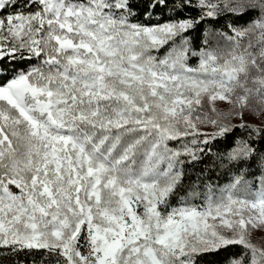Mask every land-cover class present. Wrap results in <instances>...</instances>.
Wrapping results in <instances>:
<instances>
[{
    "label": "snow or ice",
    "instance_id": "6c2138e0",
    "mask_svg": "<svg viewBox=\"0 0 264 264\" xmlns=\"http://www.w3.org/2000/svg\"><path fill=\"white\" fill-rule=\"evenodd\" d=\"M140 7L0 0V255L264 264V0ZM237 130L215 155L229 183L185 187Z\"/></svg>",
    "mask_w": 264,
    "mask_h": 264
},
{
    "label": "trees",
    "instance_id": "16d2710c",
    "mask_svg": "<svg viewBox=\"0 0 264 264\" xmlns=\"http://www.w3.org/2000/svg\"><path fill=\"white\" fill-rule=\"evenodd\" d=\"M140 3H141V7L139 8V12H140L139 18L143 20V6L146 4V0H140ZM159 13H160V10L157 9V14L153 17L152 22H155L156 19L159 18ZM169 15H171V13H169ZM167 18L168 16H164V19H167ZM248 19L249 17H244L243 19L239 21V23L244 24ZM144 22L147 23V21H144ZM224 23L225 21L221 20L218 22L217 26L222 25ZM195 35H199V33H196ZM191 63L196 64L197 60L193 59ZM257 121H258L257 123H254V122H251V123L259 124L260 120H257ZM235 123H238V122H235ZM240 135H242V133L239 130H237L233 134L232 137H229L228 141L217 140L212 145L211 158L205 159L202 163L195 165L194 166L195 170H193V167H186L185 171L188 175L184 181L185 187L189 186L193 182V180H196V178H199V177H211V182L221 187L227 185L232 175L234 174L235 170L234 169L230 170L225 167L217 166L215 155L218 151L223 152L226 149V147L230 146V141L234 137L240 136ZM178 144H179L178 141L169 142L170 147H177ZM201 168L204 169L203 173L200 172ZM248 171L252 172L254 171V169L249 168ZM248 178L251 179L250 176ZM196 182L198 183L199 181L197 180ZM178 199L179 197L173 199L172 203L174 206L177 203ZM229 251H238V249H230ZM227 255L228 253H221L220 256L218 257H210L208 259L213 260L214 264H222L224 257H226ZM48 259L49 258L46 256V254H44L42 251L33 250L31 253H20L17 256H9L6 253L4 255H0V264H48Z\"/></svg>",
    "mask_w": 264,
    "mask_h": 264
},
{
    "label": "rangeland",
    "instance_id": "374dc122",
    "mask_svg": "<svg viewBox=\"0 0 264 264\" xmlns=\"http://www.w3.org/2000/svg\"><path fill=\"white\" fill-rule=\"evenodd\" d=\"M227 105L223 102H220V101H217V108L220 109V110H224L226 111L227 110ZM245 119L248 120L249 122H254V123H257L258 119H255L252 115H246L245 116ZM235 122H238V121H234ZM210 130V129H208ZM252 239H253V242L257 243V244H264V230H256L254 231L253 233V236H252Z\"/></svg>",
    "mask_w": 264,
    "mask_h": 264
}]
</instances>
